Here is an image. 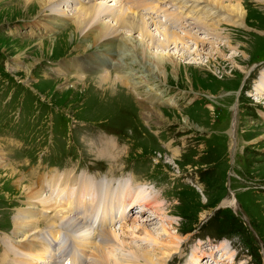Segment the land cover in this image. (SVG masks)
I'll use <instances>...</instances> for the list:
<instances>
[{
	"label": "rangeland",
	"instance_id": "obj_1",
	"mask_svg": "<svg viewBox=\"0 0 264 264\" xmlns=\"http://www.w3.org/2000/svg\"><path fill=\"white\" fill-rule=\"evenodd\" d=\"M39 1L0 0V153L9 166L21 176L14 164L20 161L15 160L26 157L36 162L44 153V161L54 157L60 165L31 168L30 164L29 174L51 165L73 168L80 160L78 165L92 175L110 171L113 177H127L122 182L133 176L147 199L158 194L173 225L152 219V209L142 211L140 203L126 212V231L119 228L125 221L117 219L119 227L112 228L116 233H130L133 226L146 223L149 215V229L155 232L165 227L169 234L182 238L168 264H188L200 244L203 254L214 252L198 263L264 264V0H239L247 11L246 27L222 24L221 35L231 38L227 45L225 39L206 35L172 1L143 0L142 16L156 20L159 29L167 25L206 39L195 44L183 38L177 47L170 44L165 49L149 46L147 52L154 56L172 58L173 65L164 60L166 70L161 74L128 46L119 50V38L111 47L92 45L91 33L76 32L73 12L77 0H59L42 9ZM145 7H150V13ZM122 35L131 37L124 31ZM132 36L137 42V33ZM97 57L106 65L103 71L93 66ZM65 58H71L72 65ZM114 65L131 71L137 83L129 87L117 79ZM105 70L111 77L101 83L99 77ZM113 80L115 84L108 85ZM259 85L263 91L258 93ZM146 106L159 115H149ZM234 112L236 121L231 122ZM95 132L107 139L101 149L94 148ZM48 146L46 154L43 149ZM68 153L75 160L67 158ZM15 178L0 168V227L6 234L13 229L16 210L26 206L21 205L25 197ZM78 178H90L91 189L96 190L94 176ZM32 181L25 172L23 183ZM234 196L241 204L240 208L237 204L236 215L227 203ZM43 223L41 230L46 227ZM256 234L263 244L256 243ZM3 236L0 257L7 243ZM137 244L147 246L135 239L133 245ZM12 257L11 252L7 261Z\"/></svg>",
	"mask_w": 264,
	"mask_h": 264
},
{
	"label": "bare ground",
	"instance_id": "obj_2",
	"mask_svg": "<svg viewBox=\"0 0 264 264\" xmlns=\"http://www.w3.org/2000/svg\"><path fill=\"white\" fill-rule=\"evenodd\" d=\"M26 1L29 3L28 1L30 0ZM57 1L59 0H40L39 4H41L40 6L42 9ZM128 1L130 0H127V2ZM158 1H172V5L177 4V8H181L179 12L185 14L186 17H192L195 20L196 26L202 28V31L208 32L206 35L212 36L214 39L218 40L225 39L226 41L224 40V43L226 45L231 41V38L229 39L221 35L220 26L224 24L226 26L239 28L238 26L240 24L244 25L247 14L243 3L239 0ZM115 5L117 4L113 3L111 6ZM111 6L103 3L89 4L88 2L83 3L81 7L74 5L77 9L75 13L73 12L74 30L76 32L91 33V39L94 42L92 45L102 44L111 47L112 43L119 38V44L117 46L119 50L120 47L126 48L128 46L131 50H134V53L140 57L142 62H149L152 68H155L156 71H160V74L166 70V61L171 63V65L174 63H172L173 61L170 57L154 56L153 53L147 52L149 46L165 49L168 48L170 44H173L177 47L179 43L183 42V38H189V40H193L195 44H198V42L201 44L206 42V39H201L194 33L184 32V34H182L181 32L169 29L167 25H163L164 28L159 29L160 27L157 26L154 20L151 21L150 17L145 18L142 14L135 13V8L133 9L129 5L124 7V9L119 8L118 10H114L118 7H112L110 9ZM101 16L108 17V21L99 20ZM164 16L166 17L165 14ZM170 22L172 23V21ZM152 25L155 27H152ZM159 25L161 26L162 24L160 23ZM156 26L158 28H156ZM123 31L130 33L131 37L123 36ZM133 33H137L139 37L137 42L135 41L137 37L135 38L132 36ZM72 35L74 36V33ZM113 48L114 53L116 46ZM149 55L153 57L152 60L149 59ZM98 57V66L96 64L93 66L95 69L103 71L106 65L102 63V58L100 57V60ZM165 59L167 60L164 61ZM75 65H80V63ZM115 65L114 74L117 79L123 80L129 87L137 83V81H133L134 76L129 73L131 71H124L120 69V67L115 68ZM105 72L103 76L99 77V82L101 83H105L106 80L111 77V73H109L108 70H105ZM115 82L116 81L113 80L108 83V85L115 84ZM257 90L258 93L262 92L263 86L259 85ZM146 111H148L147 113H149V115H154L152 112H156V115L158 114L155 109L153 111L152 108L147 106ZM1 154L2 153H0V168L9 171L11 177H17L15 178V183L17 187L21 186L26 204L25 207L18 209V211L16 210L17 213H15L13 217V229L11 231V241L13 243L9 247L10 251L15 255V257H13L15 258L13 264H47L51 261L49 253L61 237L62 229L60 226L70 229L68 233V243L70 240V244L72 243L74 246L81 245L84 250H92V258L89 264H168L167 261L169 257L172 253H176L177 249L181 246L182 238L177 233L169 234L170 232L165 227H161V229L155 232L149 229V224L147 223L149 215L145 218L146 223L143 222L138 226H133V228L129 230L130 233H126L125 235L116 233L114 229L110 227L112 224L108 222V217H104L103 219L97 217L99 212L109 210L110 219L113 218L115 213H118V215L114 217L116 219L121 218V221H125V217L128 216L126 212L129 211V207L141 203L143 207L142 211H147L148 208L152 209V216H154L152 219H164L167 223L173 225V220L168 215V212L162 210V202L159 201L158 194H151L152 196L147 199L144 195L146 191L144 194L142 193L143 187L139 184H134L132 180L129 179L127 182H119L124 184L118 185L116 190L112 188L113 185L110 180L106 181L104 187L100 186L97 187L96 190H92L90 178L81 179L78 178V176H72L70 174L41 175L36 178L33 184H29V182L23 183V177L19 176L17 170L15 171L13 167L9 166L6 158L3 155L1 156ZM76 185L77 189L73 190ZM46 190L49 191L48 195L46 194ZM72 193L74 197H72ZM120 193L122 194L119 195L120 197L115 196V194L117 195ZM148 195L150 196V194ZM86 196H91V198L87 199ZM133 196H135V199H133ZM94 198L97 199V207L93 204ZM233 201L234 199L232 198L229 202L227 201V203L230 205ZM40 204H42L41 207H39ZM63 204H66V207H64ZM81 220H87L91 225L88 222L87 225H84V222ZM57 222H59V225ZM41 223L48 227L47 230L39 229ZM128 225L129 223L127 224L125 221L119 228L126 231L125 229ZM160 225L162 226L163 224ZM57 226V230L54 232L50 231ZM135 239L141 242L145 241L147 246L143 247L142 245L140 246V244L133 245ZM203 249L204 247H201V244L199 245L198 251L194 249V259L189 261L188 264H197L199 259L203 261L206 257H212L214 251L209 253L210 255H207L201 252ZM61 251V247H58L56 253H61ZM40 253L45 254L41 255ZM222 256L224 255H221V257ZM38 258H41L42 261L39 262V260H37ZM5 259V255H3V257L1 256L0 263L4 262ZM221 260L220 258L217 262H221ZM204 261L205 263L201 262L198 264H210L207 262L209 260Z\"/></svg>",
	"mask_w": 264,
	"mask_h": 264
},
{
	"label": "trees",
	"instance_id": "obj_3",
	"mask_svg": "<svg viewBox=\"0 0 264 264\" xmlns=\"http://www.w3.org/2000/svg\"><path fill=\"white\" fill-rule=\"evenodd\" d=\"M231 213V212H230ZM232 214V213H231ZM233 215V214H232Z\"/></svg>",
	"mask_w": 264,
	"mask_h": 264
}]
</instances>
